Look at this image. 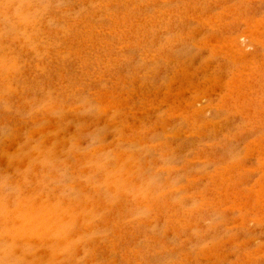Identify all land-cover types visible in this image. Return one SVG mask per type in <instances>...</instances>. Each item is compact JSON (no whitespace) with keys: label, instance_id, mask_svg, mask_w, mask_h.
I'll return each mask as SVG.
<instances>
[{"label":"rangeland","instance_id":"obj_1","mask_svg":"<svg viewBox=\"0 0 264 264\" xmlns=\"http://www.w3.org/2000/svg\"><path fill=\"white\" fill-rule=\"evenodd\" d=\"M263 188L264 0H0V264H264Z\"/></svg>","mask_w":264,"mask_h":264},{"label":"bare ground","instance_id":"obj_2","mask_svg":"<svg viewBox=\"0 0 264 264\" xmlns=\"http://www.w3.org/2000/svg\"><path fill=\"white\" fill-rule=\"evenodd\" d=\"M185 22V21H184ZM241 36V35H240ZM254 38V37H253ZM237 41V40H236ZM232 42V41H230ZM241 46V45H240ZM232 47V46H231ZM237 49V48H236ZM216 50V49H215ZM209 67V66H208ZM236 74V73H235ZM239 76V75H238ZM230 81V80H229ZM227 94V93H226ZM263 144V143H262ZM259 148V147H258ZM251 153V152H250ZM261 162V161H260ZM234 165V164H233ZM224 167V166H223ZM224 175V174H223ZM217 178V177H216ZM230 178V177H229ZM264 189V188H263ZM228 190V189H227ZM263 191V190H262ZM242 195V194H241ZM259 197V196H258ZM204 200V199H203ZM204 202V201H203ZM236 203V202H235ZM249 203V202H248ZM203 204V203H202ZM236 205V204H235ZM234 205V206H235ZM258 212V211H257ZM203 252V251H202ZM206 253V252H205ZM221 255V254H220Z\"/></svg>","mask_w":264,"mask_h":264}]
</instances>
